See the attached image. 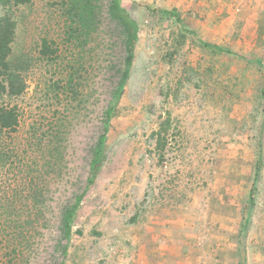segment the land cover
Here are the masks:
<instances>
[{
	"label": "rangeland",
	"instance_id": "1",
	"mask_svg": "<svg viewBox=\"0 0 264 264\" xmlns=\"http://www.w3.org/2000/svg\"><path fill=\"white\" fill-rule=\"evenodd\" d=\"M57 1L35 0L17 12L14 53H29L35 65L27 92L12 101L20 125L7 146L23 156H13L12 165L0 168V246L7 244L2 235L11 234L21 249L10 264L61 261V244L66 243L61 212L86 185L90 148L117 79L105 56L97 57L87 67L88 100L81 106L58 103L54 84L64 67L39 55L42 39L49 37L59 46L61 61L72 57L62 41L63 22L53 5ZM109 2L102 0L104 9ZM122 5L138 21L140 39L104 160L74 219L64 264H248L253 252L247 251L250 229L245 232L242 223L248 217L260 157L256 201L264 178V67L254 58L264 60V0H122ZM159 9L177 10L197 33H188L172 58L169 53L181 28L173 26L169 36L171 32L160 27ZM110 39L106 35L98 41L104 43L106 59L114 58L108 53L114 52L111 41H117ZM202 41L231 52L206 47ZM123 52L119 45L115 62ZM168 113L172 128L161 152L154 132ZM60 117L73 132L65 175L50 186L49 222L38 233H27L26 228L15 233L3 207L14 205L16 218L26 213L20 163L42 159L43 152L28 144L39 141ZM222 207L228 211L225 231L219 222ZM153 251L163 254L156 258ZM170 251L176 253L167 258ZM149 252L151 259L146 257Z\"/></svg>",
	"mask_w": 264,
	"mask_h": 264
},
{
	"label": "trees",
	"instance_id": "2",
	"mask_svg": "<svg viewBox=\"0 0 264 264\" xmlns=\"http://www.w3.org/2000/svg\"><path fill=\"white\" fill-rule=\"evenodd\" d=\"M35 0H0V168L5 169L8 163L13 161V156H23L22 153L14 155V149L7 146V141L13 142L20 125V112L13 100L21 98L28 89V77L35 65V58L27 52L14 53V43L18 31L17 12L21 7L30 6ZM57 6L63 22L62 41L72 51V57L66 63L61 61V51L56 41L44 37L40 44L39 55L50 64H61L64 67L61 77L54 84L58 103L60 105H83L88 99L86 89L89 87L88 65L98 57L105 56L108 61V69L117 72L115 85L111 90V99L106 105L100 121L99 132L90 148V167L86 179V185L81 191L73 193L69 201L62 209L61 235L66 243L61 244V261L68 253V243L74 233V219L84 199L85 194L95 183L98 170L104 160L106 145L110 136L112 123L118 103L126 91L128 80L134 65L136 49L140 39V27L136 18L122 5V0H110L108 8L104 9L102 0H59L53 4ZM160 27L168 29L169 36L174 34L173 26L180 25L179 37L174 40L173 52L169 57H174L184 45L187 34L197 35L184 23L181 14L177 10L159 9ZM185 32V33H184ZM111 36L117 43L111 41V48L117 51L120 45L123 48L121 60L115 62L116 55L109 51L114 58L106 59L107 53L104 43L98 42ZM97 44V45H96ZM206 47L217 48L223 52H231L210 42H204ZM102 46V48H101ZM109 48L108 50H110ZM252 58V57H249ZM257 63L264 67L261 58L254 57ZM58 120H62L61 117ZM171 113L166 114L154 132L157 148L165 152L172 128ZM53 123V122H52ZM50 123L39 141L29 142V146L35 145L43 152L40 161L20 163L23 167L22 185L26 188V213L22 218L13 215L14 205L3 207L4 219L13 232H22L26 228L27 233H38L41 228H46L48 221V194L52 180L63 178L67 170V155L70 150V139L73 126L69 122L58 121ZM259 152H263V144H258ZM263 167L262 157L256 165V173L251 187V201L257 191L260 170ZM134 220V219H133ZM6 238V245L0 246V264H10L9 260L16 258L17 251H21L19 244L12 242L10 238L17 239L11 234L2 235ZM4 251V252H3Z\"/></svg>",
	"mask_w": 264,
	"mask_h": 264
},
{
	"label": "crops",
	"instance_id": "3",
	"mask_svg": "<svg viewBox=\"0 0 264 264\" xmlns=\"http://www.w3.org/2000/svg\"><path fill=\"white\" fill-rule=\"evenodd\" d=\"M263 188H264V178L260 182L259 195L257 197V201H256V195L258 192V186H257L256 194H255L254 199H253L254 201H251V195L252 194H251V189H250L249 212L251 214V218H250V214L248 212V217L245 218L244 222L242 223V225L246 226V228L244 229L245 232L248 228L250 229L249 235H250V240H251L250 244L251 245L249 247H247V251H253V252L252 253L250 252V254H249L250 259L248 260V264H264V262H263V260H264V195L262 192ZM221 211H222V213L220 215V221L219 222L222 223L221 228L223 227V231H225V226H226L227 221H228L227 207L226 208L222 207ZM235 221H237V224H239V222H240L238 219H235ZM240 224H241V222H240ZM221 238H225V237L222 236ZM220 246H222V244H220ZM153 253H154V256L156 258L160 257V255H158V254H163V252H161V251H153ZM172 253L175 254L176 251H170L167 258L172 257L173 256ZM150 255L153 256V254H151L150 252L146 253V257L150 258ZM254 256L256 258H254ZM195 264H197V263H195Z\"/></svg>",
	"mask_w": 264,
	"mask_h": 264
}]
</instances>
